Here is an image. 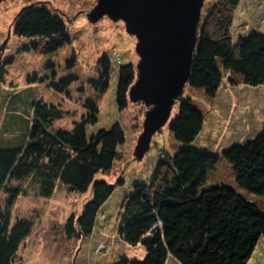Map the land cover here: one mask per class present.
I'll use <instances>...</instances> for the list:
<instances>
[{
    "label": "trees",
    "instance_id": "1",
    "mask_svg": "<svg viewBox=\"0 0 264 264\" xmlns=\"http://www.w3.org/2000/svg\"><path fill=\"white\" fill-rule=\"evenodd\" d=\"M222 31V38L213 37L204 29L197 34L187 85L214 98L224 68L240 72L243 85L264 88V35L251 33L239 37L238 50L233 53V44L228 36L223 38ZM13 34L25 41L19 53L50 55L72 43L64 20L43 5L22 10L13 23ZM13 61L3 58L0 49V83L5 81L6 67ZM74 64L72 59L67 66ZM98 67L99 76L89 85L102 93L110 81V60L101 57ZM53 74L48 87L57 93H64L77 80L68 77L54 82ZM134 79L131 63L119 66L115 96L119 111L127 108ZM37 82L43 80L37 76L28 79L30 85ZM31 89L12 93L8 99V125L15 131L13 141L0 145V193L6 196L0 207V264L15 263L18 249L31 231L30 221L19 219L13 223L10 215L17 197L26 195L27 190L50 198L58 185L78 194L91 187V199L81 215L75 221L73 216L68 220L66 234L72 237L90 236L100 208L116 188L124 186L122 181L113 187L95 180L97 174L112 169L118 148L125 143L120 125L88 135L87 127L98 121L97 105L89 99L82 102L84 114L70 129L53 128V123L65 113L55 105L33 98ZM191 101L180 102L169 126L179 149L173 154L163 151L149 182L133 183L131 193L121 205L118 234L128 246H141L144 258H122L116 264H166L169 258L178 264H246L264 237V217L253 213L249 204L236 194L225 191L219 194L211 210L207 234L199 222L197 206L199 191L220 158L264 181V122L252 139L214 155L195 147L204 117ZM30 107L32 114L27 115L24 109ZM223 236L232 238V244L224 242Z\"/></svg>",
    "mask_w": 264,
    "mask_h": 264
},
{
    "label": "rangeland",
    "instance_id": "2",
    "mask_svg": "<svg viewBox=\"0 0 264 264\" xmlns=\"http://www.w3.org/2000/svg\"><path fill=\"white\" fill-rule=\"evenodd\" d=\"M102 1L0 0L2 56L14 60L6 67L5 81L0 83V145L14 139L12 132L15 129L8 125V99L12 93L28 88H32L29 93L32 91L33 98L55 105L65 113L61 120L53 123V128L70 129L72 123L79 121L84 114L82 102L91 99L98 108V121L87 127L88 135L118 124L126 137L125 143L118 148V158L112 169L95 176V180L105 181L113 187L118 181L124 182V186L116 188L100 208L90 236L68 237L66 227L70 217L73 216L75 221L90 201L91 187L86 193L78 194L58 185L50 198L39 197L33 189L17 197L10 209L11 221H30L31 231L21 243L14 264H116L122 258L143 259L144 249L128 246L118 234L121 205L131 193L133 183L149 182L163 151L173 154L179 149L169 126L177 115L181 101L191 99L204 117L203 129L196 139L198 150L219 156L235 143L252 139L262 128L264 88L245 86L240 72L222 67L223 80L218 95L208 98L203 90L191 88L185 83L172 99L166 118L151 134L146 148L139 150L145 116L154 104L132 100L128 96L127 108L119 111L115 102L119 66L131 63L135 71L132 86L138 79L137 67L142 63L136 50L138 38L127 32V23L120 15L111 17L105 14L95 21L90 20ZM33 5L46 6L64 20L72 42L70 46L50 55L19 53V47L25 41L13 34V23L22 10ZM202 29L208 30L213 37L221 38L223 30V38L229 37L234 53L238 50L239 37L251 33L264 35V0H237L233 4L222 0H204L196 37ZM103 56L110 60L111 71L108 87L100 93L93 90L89 83L97 80L98 60ZM72 59L74 67H68ZM52 74L56 78L54 82L68 77H76L77 80L64 93H57L48 87L49 81L53 80ZM33 76L43 82L28 84V79ZM24 111L27 115L32 114L31 107ZM251 127L253 130L247 136L246 131ZM261 181L220 158L199 191L197 206L203 231L206 234L209 232L211 210L223 191L242 197L253 213L264 217V181ZM5 199L4 193H0L1 208ZM222 239L232 244V238L223 236ZM171 261L169 258L166 264H178ZM246 264H264V237L259 240Z\"/></svg>",
    "mask_w": 264,
    "mask_h": 264
},
{
    "label": "water",
    "instance_id": "3",
    "mask_svg": "<svg viewBox=\"0 0 264 264\" xmlns=\"http://www.w3.org/2000/svg\"><path fill=\"white\" fill-rule=\"evenodd\" d=\"M204 0H103L95 21L103 15L122 16L129 34L137 35L142 58L138 79L129 90L132 100L154 104L147 112L139 150L166 118L168 108L187 83ZM4 44L0 46L3 51Z\"/></svg>",
    "mask_w": 264,
    "mask_h": 264
},
{
    "label": "crops",
    "instance_id": "4",
    "mask_svg": "<svg viewBox=\"0 0 264 264\" xmlns=\"http://www.w3.org/2000/svg\"><path fill=\"white\" fill-rule=\"evenodd\" d=\"M220 87H221V85H220ZM220 87H219V89H218V91H217V94L216 95H218V93H219V90H220ZM216 97V96H215ZM200 112V111H199ZM205 121V120H204ZM204 126V125H203ZM263 126V125H262ZM247 130V129H246ZM252 130H253V127H251L250 129H249V131H246V133H247V136H249L250 135V133L252 132ZM259 132V131H258ZM257 132V133H258ZM256 133V134H257ZM172 263L174 262V260L173 261H171Z\"/></svg>",
    "mask_w": 264,
    "mask_h": 264
}]
</instances>
